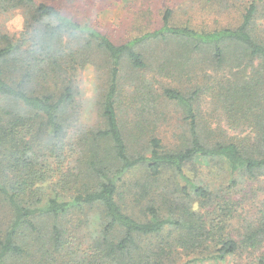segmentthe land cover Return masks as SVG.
Wrapping results in <instances>:
<instances>
[{"label":"trees","instance_id":"16d2710c","mask_svg":"<svg viewBox=\"0 0 264 264\" xmlns=\"http://www.w3.org/2000/svg\"><path fill=\"white\" fill-rule=\"evenodd\" d=\"M16 11L25 18L24 28L16 34L0 31V197L12 212L0 238V264H173L176 255L179 264L184 259L188 264H240L238 259L264 264L259 3L252 0L238 9L236 25L211 31L172 25L168 10L160 28L121 44L47 2L0 0V16ZM173 37L189 45L188 52L206 50L207 56L212 49L213 63L228 69L217 81L219 100L246 127L243 133L204 130L199 85L162 91L161 97L183 108L188 125L176 149H166L158 136H146L142 123L131 126L120 119L123 60L143 71L146 54L136 45ZM103 57L104 64H98ZM87 65L105 68L107 75L103 119L89 127L80 122L77 79ZM188 69L196 71L192 65L183 71ZM141 86L147 111L154 93ZM209 161L229 165L227 186H212L186 169ZM138 167L145 168L143 176H129ZM166 169L179 181L163 183ZM250 181L258 184L253 196L246 192L235 198L238 186ZM253 198H260L255 210L245 213V199ZM77 211L83 216L80 228L92 229L76 232L69 225L67 217Z\"/></svg>","mask_w":264,"mask_h":264},{"label":"rangeland","instance_id":"374dc122","mask_svg":"<svg viewBox=\"0 0 264 264\" xmlns=\"http://www.w3.org/2000/svg\"><path fill=\"white\" fill-rule=\"evenodd\" d=\"M47 2L60 8L64 14L75 20L96 27L108 35L116 43L121 44L135 37L160 28L166 11L171 12L170 24L175 26H189L198 30L211 31L216 27L227 24L236 25L240 21L238 9L247 6L252 0H37ZM260 5V14L257 22L264 24V0H256ZM238 8V9H237ZM25 26V18L20 11L0 16V31L4 30L16 34ZM180 38H169L167 40L150 39L136 49L144 51L148 67L143 71L132 69L124 59L120 74V101L118 111L120 119L126 123L137 125L142 123L146 136L155 135L162 139L166 149H176L188 133V125L184 117V110L178 102L161 97L162 91L172 88L187 91L189 88L199 85L202 87L200 104V125L204 130L213 134H219L225 130L230 135H240L245 126H239L233 116H230L219 100L217 90L218 79H223L228 73L218 68L212 61L213 51L190 50ZM180 52L185 54L181 57ZM198 52V53H197ZM193 55V61L186 57ZM205 58H209L206 60ZM172 58H174L172 60ZM106 58L98 59V64H104ZM187 61V62H186ZM188 65L194 66L195 73L188 70L183 71ZM232 70L240 72L242 68L231 67ZM248 74V71L246 72ZM242 75V74H241ZM80 84L81 113L80 122L84 126H96L102 121L101 95L106 88L105 68L98 69L94 65H87L83 70L77 72ZM148 86L154 96L149 103L148 110L143 111L146 105L142 100V87ZM161 97V98H160ZM138 133V132H136ZM71 152L69 153V155ZM71 162V161H70ZM69 164H66V168ZM191 176L197 175L196 179H205L212 186H227L230 181V167L221 162H199L186 167ZM144 167L135 168L129 176L142 177ZM52 181V180H50ZM174 171L166 169L162 175V182L167 184L178 182ZM253 189H258V184L250 181L239 185L235 198H243L246 192L253 196ZM235 190V189H234ZM260 198L244 201L245 213L254 211L255 204ZM254 201V202H253ZM255 203V204H254ZM69 215L67 219L72 223L69 225L79 231H88L92 226L84 224L85 229L80 228L83 216L80 212ZM12 222V212L8 204L0 197V238L8 231ZM81 234V233H80ZM80 234H76L80 236ZM176 263L179 264V255ZM184 261V262H183ZM238 263L243 262L238 259ZM180 264H188L186 259ZM208 264V263H205ZM228 264H235L230 262Z\"/></svg>","mask_w":264,"mask_h":264}]
</instances>
